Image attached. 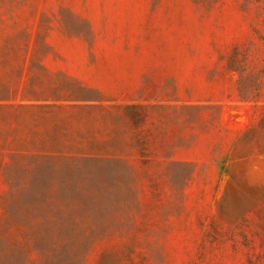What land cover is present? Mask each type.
I'll return each instance as SVG.
<instances>
[{
	"label": "rangeland",
	"instance_id": "obj_1",
	"mask_svg": "<svg viewBox=\"0 0 264 264\" xmlns=\"http://www.w3.org/2000/svg\"><path fill=\"white\" fill-rule=\"evenodd\" d=\"M0 264H264V0H0Z\"/></svg>",
	"mask_w": 264,
	"mask_h": 264
}]
</instances>
